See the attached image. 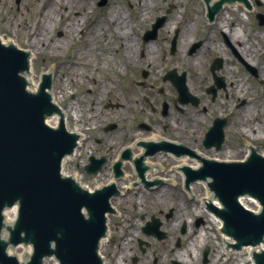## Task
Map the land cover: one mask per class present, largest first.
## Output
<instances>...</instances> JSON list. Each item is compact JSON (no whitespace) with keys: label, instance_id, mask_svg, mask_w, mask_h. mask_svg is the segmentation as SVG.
<instances>
[{"label":"rangeland","instance_id":"1","mask_svg":"<svg viewBox=\"0 0 264 264\" xmlns=\"http://www.w3.org/2000/svg\"><path fill=\"white\" fill-rule=\"evenodd\" d=\"M96 1L0 0V36L10 37L18 47L30 50L31 46L27 43V39L31 37V28L43 21L46 27L43 36L47 38V44L45 47L39 45L32 54L37 80H40L43 70L52 74L57 100L63 109L73 115V118L71 115V117L68 116L69 128L75 126L76 115L81 123V130L86 132V137L91 136L92 133L101 139L97 146L104 152L103 148L108 144L110 146L115 144L118 147L125 145L133 136H136L134 121L148 120L153 126L152 130H156V123H160L161 130L162 120L159 119V112L150 111V104L155 108L159 107L160 101L165 98L156 92L157 87L161 86L158 76L164 67L172 65L175 57H165L164 52L160 49L162 44H159V41L151 45L152 50H158L159 55L152 57V54L145 52L142 57H138L136 48H134L136 39L138 40L139 35L156 15L163 13L167 3L174 4V9L172 8L168 15L169 18L172 17L173 21L170 20V27L164 28V34L161 32L163 35H166L165 32L170 30L173 24L177 26L190 25L195 21L193 26L200 28L199 24L204 23L201 14L205 6L201 2H196L200 7L194 8L195 4L192 7L188 1L194 2L195 0H185L186 2L183 0H108L107 6L99 7L96 5ZM253 8H255L254 14L257 11L264 14V0L258 6L254 5ZM112 9L122 13L121 16L125 18V27L131 33L128 28L129 24L134 31L131 33L132 40L127 41L128 49L127 52L125 50V53L123 46L120 48L121 51L117 53L113 51L114 46L119 44L120 40L117 38L116 30L109 22L110 15L108 13L111 14ZM254 14L244 11L242 5H239L237 9L226 5L224 13L217 18L220 21L231 18L233 21L231 19L225 21L228 24L245 25L246 32L243 34L245 36L240 39L244 45H242L244 57L251 61L254 59L255 65L261 66L264 70V53L260 50V43H264V37H259L260 34L264 35V26L259 31H254L255 22H257L254 19ZM143 16H146L145 20H141ZM74 18H77L78 21L72 27L71 20ZM184 19L190 21L186 22ZM212 24L211 29H219L216 28V22ZM99 27L102 30L98 32ZM79 28H82V33ZM238 33L240 32L238 31ZM111 36L115 38V44L111 43ZM118 36H120L119 33ZM186 38L188 39V37ZM260 54L261 56H259ZM107 56L114 57V65L110 60L107 61L109 68L105 66ZM142 70L148 71L145 78H142ZM240 77L239 88L236 89V92L235 88L230 89L228 85V90H231V101H216L217 106L221 105V114L225 111L223 114L227 120L225 142L218 151L219 153L226 152L234 155V152L242 150L246 146H252L259 153L264 150V139L260 138L264 134L263 71L257 78L250 76L245 78V75ZM143 79L153 87H147L145 84L142 87L137 84V81ZM235 82L238 80L235 79ZM61 88L66 91L63 96H60L59 93ZM144 97L148 98L147 101L144 100ZM241 99H245L246 102L237 106ZM216 110L218 107L214 108V111ZM242 120L244 122L241 125ZM108 122L116 123V128L106 132L107 139L104 143L102 137L104 132L101 130L98 132V129ZM245 130H248L247 134L256 137V139L249 138L250 136L245 133ZM80 152L73 161H66L65 170L68 167L69 169L73 167L72 171L81 172L75 165L78 162L81 164L79 158L85 156L88 150H80ZM114 153V149H111L108 155L113 156ZM229 159H233V157H229ZM70 164L72 165L69 166ZM124 168L131 173L128 164ZM164 168L167 172L165 166ZM102 171L104 172L99 176H88V181L84 178L83 180L91 185L101 182L107 176L108 167L105 166ZM163 175V173L160 174L161 177ZM179 184L180 182H178ZM193 187L195 191L191 192L190 190L187 193L179 190H161L159 192L144 189L141 191L121 190V195L114 197L117 203L115 205L117 214L110 213L108 215L111 234L107 239V244L102 245L101 249V254L108 264H170L171 259L175 257L176 249L178 251L187 249L191 254L185 255L183 264H202L201 255L205 247L209 248L207 264H249L250 261L246 259L249 254L247 248L237 254L232 251L222 252L219 248V244L224 246L222 236L210 221L209 215L204 211L201 215L193 213L195 206L201 207L202 196L205 193L203 186ZM198 188L200 189L197 190ZM248 204L252 209L256 208L253 203ZM175 205L174 215L169 220H164L163 214L170 209L169 207ZM151 216L162 220L161 228L169 235L167 238L157 240L143 233L141 228L150 220ZM200 217L203 222L199 227H195V221ZM174 219L179 221L176 223L177 220L174 221ZM183 226H185V230L181 234L180 229ZM202 226L204 228L200 230ZM195 232L207 233L206 242L199 247L196 260L192 254L193 248L190 246ZM216 235L217 238H215ZM138 239L148 242L149 246L145 247L144 244L139 246ZM177 241H179L178 247H176ZM141 247L145 248V253L141 252ZM155 259L156 261H154Z\"/></svg>","mask_w":264,"mask_h":264},{"label":"water","instance_id":"2","mask_svg":"<svg viewBox=\"0 0 264 264\" xmlns=\"http://www.w3.org/2000/svg\"><path fill=\"white\" fill-rule=\"evenodd\" d=\"M224 1L229 0H219L209 7L211 15ZM226 5L230 3L223 7ZM25 56V52L11 45L0 44V226L3 206L20 197L11 242L19 243L23 238L31 240L33 253L27 264H40L42 257L51 253L61 264H100L95 247L104 232V213L110 210L108 197L112 191L107 188L88 194L71 179L60 177V159L73 147L75 135L65 130L62 121L57 129L44 124V113L55 109L45 92L49 81L44 78L37 94L26 92L24 79L32 78V56L28 57V70L23 79L19 71L26 67ZM49 75L52 79V74ZM27 85L32 87V82ZM49 93L54 103L53 79ZM58 108L65 119L61 107ZM58 117L59 112H53L45 121L53 126ZM182 158L186 157L179 159ZM224 169L231 173L215 175L212 183L227 208L219 214L225 219L227 231L239 239L240 244L256 243L264 234V208L260 214L244 210L237 204L236 195L248 191L258 197L264 207V158L253 154L248 162L224 165ZM209 180L199 181H204L206 186ZM212 197L209 201L219 205L213 193ZM239 198L253 197L246 194ZM82 206L88 209V219L80 212ZM112 206V214H117L113 201ZM4 221L11 224L6 221V211ZM158 224L155 223V229ZM51 241L55 243L54 249ZM261 244L255 246V250H259ZM256 260L264 264V252L256 255ZM0 264H19L15 257L5 253V243L1 240Z\"/></svg>","mask_w":264,"mask_h":264},{"label":"flooded vegetation","instance_id":"3","mask_svg":"<svg viewBox=\"0 0 264 264\" xmlns=\"http://www.w3.org/2000/svg\"><path fill=\"white\" fill-rule=\"evenodd\" d=\"M163 27L164 25L159 29L158 35ZM229 27L237 26L230 25ZM184 28L174 29L169 37L162 35L161 41L164 45H167L166 49L163 48L165 56H177V58H174L172 65L161 76L163 85L157 89V93L165 96L161 100L160 106L162 107L163 103L167 104L166 110H160V115L172 118L168 125L162 127L165 135L161 139L164 141L170 140L178 145L192 148V144L198 142L194 137L199 133V129L203 131L212 119L211 106L215 100L214 98L218 96L223 99L230 98L231 93L228 90V85L230 88L231 86L238 87L240 76L243 74L242 71L246 72V63L238 48L229 40V35L222 30H210L206 34H198L195 28H191L187 31L188 39L186 38V41L189 42L184 47H180L179 33ZM232 32H236L235 35H242L240 33L237 34L236 30ZM158 35L157 37H159ZM173 35H175L176 47L171 51L170 43ZM196 41L198 45L193 48V44ZM236 45L240 47L241 44L237 42ZM180 55L184 56V59H181ZM171 69H175V81L185 86V92L181 93V96L177 93L178 91L174 87L173 82L165 77L166 73ZM235 79L238 82H235ZM151 109H155L153 105H151ZM167 127L170 129L169 131L166 130ZM137 129L143 131L147 129L148 131L150 126L139 124ZM100 142L101 140L97 137L91 140L92 152L86 160L90 156H103L105 159L102 165L103 168L108 165L110 157L107 153L112 147L106 146L103 148L105 150L103 152L97 146ZM198 145L203 147L202 141H199ZM155 155H161L163 158L168 159L176 158L174 154L165 151H157L150 154V156ZM147 169L148 166H146ZM174 171L178 172L179 170L174 169ZM84 175L86 176L85 173ZM151 182L150 185L153 187L156 185L159 188L168 186L163 181L161 183ZM139 185L146 187L143 182H139Z\"/></svg>","mask_w":264,"mask_h":264},{"label":"bare ground","instance_id":"4","mask_svg":"<svg viewBox=\"0 0 264 264\" xmlns=\"http://www.w3.org/2000/svg\"><path fill=\"white\" fill-rule=\"evenodd\" d=\"M177 1H179V0H177ZM183 1L186 2L185 0H183ZM188 2L191 4L192 7H194V4H195V7L194 8L200 7L199 3L198 4L196 3V2H200V0H195L194 2H190V1H188ZM140 3H142V1H140ZM239 5L240 4H237V5H228V6L229 7H232V9H233V7L237 9ZM222 13H224V12H221V14ZM108 14L110 15L109 22L112 24L113 28L116 30L117 38L120 40L119 47L123 44V47L125 48V50L127 52V49H128L127 48L128 47L127 41H131L133 37L131 36V33L129 32V30H127V27H125V22H124L125 21V18H123V16H121L122 13H118L115 9H112L111 10V14H110V12ZM228 15H230V14H228ZM230 16H232V15H230ZM145 19H146V16H143L141 18V20H145ZM229 19H231V18H226V19H224L222 21H220L219 19H215L214 21H216L217 23H222V22L227 23L226 21L229 20ZM170 20L173 21L172 17L170 18ZM170 20H169V22H170ZM77 21H78L77 18H74V19L71 20L72 27L75 26V23ZM231 21H233V20L231 19ZM25 24L27 25L26 22H25ZM193 24H195V21L193 22ZM193 24L186 25L183 32L184 33H187V31L191 28V26ZM79 29H80V31H82V28H79ZM98 29H99L98 32L102 30L101 27H99ZM43 31H46V27H45L43 21H41L39 24H36L34 27L31 28V32H30V35H31L30 38L31 39L30 38L27 39V43L31 46V49L30 50H27L29 56H32V54L34 53L33 52L34 49L37 50L38 47H39V45L42 46V47H45L46 46V44H47V38H45L43 36ZM118 33H119L120 36H118ZM231 37L233 39H235V40L243 39V37H241L239 34L238 35L231 36ZM0 38H1V36H0ZM1 39H2V41H5L7 43L15 44L14 41L10 37H5L4 39L3 38H1ZM49 40H50V38H49ZM110 41H111L112 44H115L116 43L115 38L113 36L110 37ZM241 44H242V42H241ZM114 47L116 48V45ZM134 48H135V46H134ZM109 60L114 65V61H113L114 60V57L113 56H107V58L105 60V66L107 68H109L108 65H107V61H109ZM247 62H249V61L247 60ZM42 72H46V71L43 70ZM35 73H36V71L34 69V61H33V57H32V78H26V82H32V87L28 86V89L30 91H35L37 89V86H38V80H37V76H36ZM263 75H264V71H263ZM53 91H54V103L58 107H61L60 104H59V101L57 100V96H56V92L57 91H56V89H55L54 86H53ZM59 93L61 94L60 96H63L66 93V91L63 88H61ZM121 107H123V106H121ZM61 109H62V111H63V113L65 115L64 123H65V125L67 127H69L68 126V116L71 115L72 117L71 116L70 117L73 118V115H72V113H69L66 109H63L62 107H61ZM241 117H243V116H241ZM74 119L76 120L75 121V126L73 128H71V130L74 131V132H76V133H79L80 135H82V132L80 131L81 123L78 121L79 118L77 119L76 118V115H75V118ZM243 120L245 121V117H244ZM243 120L241 122V125L244 122ZM146 131H147V129H144V131L143 130H137V129H135V135L136 136L143 137V139H145V140H153V141L154 140H157L158 136H160V128L159 127H157L156 130H154V131H147V132ZM247 131L248 130H245V133L246 134H247ZM247 135L250 136V134H247ZM249 138L256 139V137H251V136ZM260 138L264 139V134L261 135ZM250 148L252 149L251 146H246L244 149L238 150V151L234 152V155L225 152V153H217L216 155L214 154V156H216V157H223L224 159H228L229 157H233L234 160H242L245 157H248L249 149ZM76 153L77 152H75L72 156L68 157V159L69 158H73V156L76 155ZM261 153L264 155V150L261 151ZM65 159H64V161H65ZM164 161H166L168 163H172V164L178 163L179 165H185V164L193 163L187 157L186 158H182V159H168V158H165L164 159L162 156H159V155L147 157V162H149V164H151V165H154V163H156V162L161 164ZM157 175H158L157 172L156 173L155 172H147L145 176L147 178H153V177H156ZM128 176L129 175L124 174V178L125 177L128 178ZM73 177L77 181V179L80 178V175L74 173V176ZM172 178L174 179V176ZM104 180H107L108 182L115 181V179L113 178V176L111 174L106 179H104ZM122 180H124V179H122ZM122 182L123 181H120V183H122ZM198 182H199V185H198ZM116 183L119 184V180L116 181ZM192 185L201 187V186L204 185V181H196L195 183L191 184V188H193ZM199 189L200 188H198L197 190H199ZM210 199H213L212 193L206 187V191H205V193H204V195L202 197L203 203L206 202V201H208V200H210ZM138 201L140 202L141 199L139 198ZM239 201L241 202V204L243 206L248 207V208H250V206H249L248 203H257V200L254 199V198H239ZM116 204L117 203L114 202V205H116ZM194 208H195V209H193V213L194 214L200 215L203 212V208L202 207H199V206L196 207L195 206ZM15 212H16L15 207L6 210V221L7 222L12 223L14 221L15 214H16ZM175 220H177V219H174V221ZM107 221H108V219H107ZM178 221L179 220H177L176 223ZM210 221L215 225V227L217 228V230L219 232H222V229L221 228H222L223 223H222V220L219 217H217L216 215L210 213ZM213 224H212V226H214ZM107 225H108V230H107L106 236L108 237L111 234V232H110V229H109V223L108 222H107ZM203 228H204L203 226L200 227V230H202ZM106 238H103L101 240V246L102 245L104 246L105 244H107ZM215 238H217V235H216ZM205 239H207V233L206 232H201V233L195 232L194 237L191 239L192 242H191L190 246L193 248L192 254L194 255V258L195 259H197V256H198L197 254H198V251H199V247L202 246V244H204L206 242ZM222 239H223V242H228V243H231L232 242V239L230 237L226 236L225 234H223ZM219 248H220V250L222 252H225L226 250L228 251V249L225 250V248L223 247V244H219ZM246 248L248 249L249 252L251 251V248L250 247H246ZM243 249L245 250V247H241V248H239V250L237 249V251L235 252V254L241 252ZM263 249H264V241L262 242V244H261V246L259 248V251H261ZM9 253L12 254V255H15L17 258H22L23 255H25V257L28 258L29 253H30V247L29 246H21V247H15L14 249L13 248H9ZM185 255H187V256L188 255H191L190 253H188L187 249H183L182 251L177 252L176 253V258L180 262H184L185 261ZM251 258H252L251 257V254L249 253V255L246 256V259L248 261H250L249 264H254L253 261L251 260ZM52 260H53V257H46L43 260V264H49V263H51ZM52 264H58V263L55 260ZM104 264H106V263H104Z\"/></svg>","mask_w":264,"mask_h":264}]
</instances>
